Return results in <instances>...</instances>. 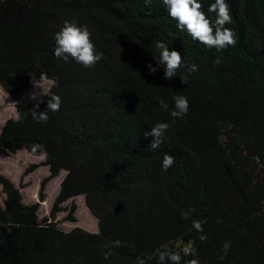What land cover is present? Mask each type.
I'll use <instances>...</instances> for the list:
<instances>
[{
    "label": "trees",
    "instance_id": "1",
    "mask_svg": "<svg viewBox=\"0 0 264 264\" xmlns=\"http://www.w3.org/2000/svg\"><path fill=\"white\" fill-rule=\"evenodd\" d=\"M199 2L214 22V0ZM226 2L224 27L236 43L217 52L177 31L161 0L147 7L143 0H0V87L17 97L45 73L60 97L41 123L32 119L33 104L17 103L23 118L0 130V155L43 156L24 174L48 168L32 204L0 173V264H134L145 256L158 264L161 246L180 264H264V0ZM66 20L88 27L102 54L94 66L53 56L52 34ZM157 41L181 55L184 67L169 81L162 65L152 75L145 68L156 63ZM191 64L196 71L188 74ZM175 95L188 100L179 118L170 116ZM156 122L169 127L151 149L144 133ZM33 144L42 148L32 152ZM164 154L174 163L162 171ZM61 172L50 214L39 218L46 184ZM78 196L96 232L63 231L54 221ZM75 209L72 202L65 220L75 222Z\"/></svg>",
    "mask_w": 264,
    "mask_h": 264
},
{
    "label": "clouds",
    "instance_id": "2",
    "mask_svg": "<svg viewBox=\"0 0 264 264\" xmlns=\"http://www.w3.org/2000/svg\"><path fill=\"white\" fill-rule=\"evenodd\" d=\"M147 7L151 4V0H143ZM161 3L166 10L167 16L172 19L177 31L185 32L192 40L197 41L209 48H215L217 52L223 50L226 46H232L236 43L235 33L226 24L231 23L230 9L226 0H214L209 5L208 11L215 13L214 22L209 21L205 14L200 10L201 4L199 0H161ZM150 11V9H149ZM90 33L86 25H77L75 21H64L59 30L52 34L54 47L52 54L55 58L68 62L70 59L84 68L94 66L101 58L102 54L95 50L93 43L89 39ZM157 50L156 63H146L145 68L147 74L152 75L160 70L158 66H163L162 79L169 81L173 77H177V69L184 67L181 63V55L175 49H169V46L162 41L155 42ZM196 71V65L191 64L186 68V72L191 74ZM181 84H186L187 75H181L179 78ZM57 81L54 77L49 78L45 73L39 75L38 80L32 81V88L39 91L31 92L29 100L36 101L33 103L31 112L32 119L41 123L48 119V112H55L60 107V97L51 91L56 87ZM38 97H45V110L38 111ZM162 107H167L161 102ZM173 108L170 112L172 118H179L185 115L188 111V100L185 96H173ZM15 118L21 120L22 114L19 111L15 112ZM168 122H156L154 126L149 128L145 133V137H151L149 147L157 149L162 142V136L168 129ZM41 145L33 144L32 152H35ZM174 160L171 156L164 154L161 160V170L165 171L171 167ZM189 212L191 209L188 210ZM187 216V213H185ZM192 227L201 232L199 221H193ZM200 240L206 239V236L200 235ZM119 241H114L113 245H118ZM229 243L225 242L222 245V252L226 255L229 248ZM163 250L157 251L158 264H180L181 257L173 250L161 246ZM223 259V256L220 257ZM152 259L151 256L144 258L137 257L134 264H146ZM187 264H199L198 260L192 259Z\"/></svg>",
    "mask_w": 264,
    "mask_h": 264
},
{
    "label": "rangeland",
    "instance_id": "3",
    "mask_svg": "<svg viewBox=\"0 0 264 264\" xmlns=\"http://www.w3.org/2000/svg\"><path fill=\"white\" fill-rule=\"evenodd\" d=\"M35 80V79H34ZM33 81V80H32ZM32 81L29 84L27 90H24L17 97H10L0 87V130L4 122L10 118H15V105L17 103L33 104L36 101L29 100V94L31 92H38V89L32 88ZM43 97H38L40 101ZM43 160V156H31L25 151H19L13 155H0V173L10 179L14 185L19 189L22 195V202L24 204H32L38 202V190L40 181L48 175V169L45 166H39L36 170L24 174V171L31 164H38ZM260 167L264 169V161ZM64 172H61L57 177L51 179L45 187L44 194L45 199L39 202L38 217H48L52 209V203L58 193L59 184L64 176ZM260 176H264V173L259 172ZM4 195L0 190V206L2 205V199ZM74 203L76 209L73 213L75 222L65 220L68 215V209L71 203ZM65 211L57 213L54 221L58 227L63 231H69L74 227H80L89 232L97 231V220L91 215L87 207L85 206L84 197L78 196L73 199H69L62 204Z\"/></svg>",
    "mask_w": 264,
    "mask_h": 264
},
{
    "label": "crops",
    "instance_id": "4",
    "mask_svg": "<svg viewBox=\"0 0 264 264\" xmlns=\"http://www.w3.org/2000/svg\"><path fill=\"white\" fill-rule=\"evenodd\" d=\"M48 169V168H47ZM61 182V181H60Z\"/></svg>",
    "mask_w": 264,
    "mask_h": 264
}]
</instances>
